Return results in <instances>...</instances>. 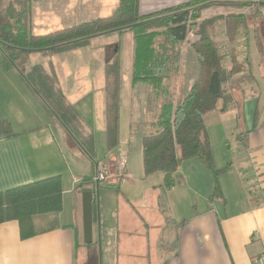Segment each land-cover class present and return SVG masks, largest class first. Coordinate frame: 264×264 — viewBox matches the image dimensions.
<instances>
[{
  "label": "crops",
  "instance_id": "crops-1",
  "mask_svg": "<svg viewBox=\"0 0 264 264\" xmlns=\"http://www.w3.org/2000/svg\"><path fill=\"white\" fill-rule=\"evenodd\" d=\"M34 1L35 5L26 2L25 8L28 9L30 29H36L35 33L111 15L119 4V0ZM187 1L138 0V12L141 15L159 13ZM255 6L260 12L255 21L247 15L252 5L247 9L245 6L213 5L201 12L203 18L240 13L247 21L250 19L249 24L238 28L232 44L227 42L225 19L211 29L212 38L218 44H224L220 47L224 49L225 62L228 60V48L232 46L247 61L244 71L234 74L226 85L233 97L232 103L225 111L215 110L204 118L215 162L223 156L224 145L229 151L231 147L235 150L230 153L229 168L220 176L224 202L220 198L208 200L213 189L212 175V180L203 184L189 172L190 167L185 169L189 176L181 171L183 164H188L185 165L187 168L191 163L200 167L194 159L198 157L186 159L179 165L175 173V182L183 173L179 187L175 183L170 189H165L162 186L163 172L147 177L141 174V151H132L129 142L133 134L140 136L142 132H149L153 114L147 108L149 85L144 81L132 83L131 73L119 90L118 144L111 150L107 148L109 152L103 156L107 159L97 158V142H101L103 135L105 137L103 66L116 52L117 46L119 61L126 48L132 66L131 32L100 35L85 46L53 54L40 52L39 61L45 67L50 65L66 99L92 130L94 161H107L118 153L126 157V176L115 183L105 182L93 195L95 208L92 209L90 246L100 252V262L251 264L253 256L264 254V5L257 2ZM195 38L196 35L189 36L187 41ZM181 58L183 69L179 68V71L183 73L178 74V71L177 77L165 80L173 92L174 102L185 97L199 73L198 62L193 61L189 68L185 67L184 57ZM57 61H60V67ZM245 74L247 79L241 81L239 78ZM234 81L240 82L236 86L230 84ZM5 89L18 96L12 105V111L15 110L18 116L14 118V124L13 118L4 112L8 99L4 105L0 102V117L11 125L10 133L0 134V191L60 175L62 206L58 212L42 215L45 217L40 219L50 220V224L36 229V233L27 238L20 237L16 220L1 222L0 264H76L77 246L84 242L79 194L92 189L84 186L82 180L88 178L87 183L92 185L96 163L83 153L17 69L3 68L0 63V92ZM236 90L242 93L237 100L233 94ZM229 139L233 140L232 143ZM234 168L235 175L230 173ZM138 180L141 183L137 186L142 193L135 198L104 191V188L120 191L123 182L136 183ZM197 187L201 189L199 192ZM147 190L153 197L144 194ZM188 192L201 198L199 207L189 215L187 211L191 201ZM177 205L180 210L184 208V214L172 212Z\"/></svg>",
  "mask_w": 264,
  "mask_h": 264
},
{
  "label": "trees",
  "instance_id": "trees-1",
  "mask_svg": "<svg viewBox=\"0 0 264 264\" xmlns=\"http://www.w3.org/2000/svg\"><path fill=\"white\" fill-rule=\"evenodd\" d=\"M257 2L264 4V0ZM257 2L188 0L159 13L141 15L138 12V0H119L116 11L111 15L45 33L31 32L27 8L24 7L22 12L15 15H8V8L0 13V63L3 68L17 69L47 110L60 121L83 153L94 161L92 130L66 99L50 65L45 67L34 64L26 71L25 65L33 51L53 54L85 46L92 38L100 35L131 32V81H144L149 85L147 108L153 114L149 124L150 132L140 135L142 174L147 176L153 172H163L162 186L170 189L175 184V173L179 165L186 159L198 157L216 178L213 179L209 199L215 197L224 202L217 175L226 171L229 163L220 168L215 167L204 118L212 111H225L232 103L233 97L226 88L227 81L234 74L244 71L247 61L240 60L233 50H229L225 62L220 53L221 47L212 38L210 30L221 19H225L227 42L232 44L238 28L245 25L247 18L240 13L201 18L200 12L213 5L241 7L249 4L255 6ZM192 33L196 34V38L188 42L196 55L199 73L185 97L180 102H174L173 92L165 80L179 71L180 44L187 42ZM119 90L120 61L117 46L116 52L108 57L103 66L105 140L109 150L118 144ZM10 132V122L0 118V134ZM88 181L85 178L82 184ZM90 190L93 192V186ZM93 202L92 196V209ZM61 206V176H49L0 191V223L16 220L20 237L27 238L36 233L33 224L35 216L58 212Z\"/></svg>",
  "mask_w": 264,
  "mask_h": 264
},
{
  "label": "rangeland",
  "instance_id": "rangeland-1",
  "mask_svg": "<svg viewBox=\"0 0 264 264\" xmlns=\"http://www.w3.org/2000/svg\"><path fill=\"white\" fill-rule=\"evenodd\" d=\"M26 2L29 5L30 4L31 5H35V1L34 0H25V1L23 0V2L20 1V0H0V13L5 12L6 9H8V8H10L9 9L10 13L8 15H15L17 13H20V12L23 11L24 7L26 6ZM262 5H264V4H262ZM244 6L247 9V7L248 8L251 7V4L244 5ZM27 7H29V6L27 5ZM255 7L256 6H253V8L251 7V9L249 10V12L247 14L248 17H253L252 20H254V21H255V18L257 16V14L260 13V12H257V9L258 8H255ZM201 12H200V17L203 18ZM249 22H250V19H249V21H246L245 26L247 24H249ZM255 26H256V31H258V28H257L258 27V24H256ZM35 30L34 29H31V32L32 33H35L36 32ZM39 30H45V29H39ZM210 32H211V30H210ZM192 35H196V34L192 33ZM125 45H126V43H125ZM222 45H224V44H222ZM222 45L219 44V46H222ZM225 46H227V45L225 44ZM180 48H181V57H184V61L186 63L185 67H189L190 68L192 66L193 61H194V63L197 62L195 53L192 50V48L190 47L188 41L187 42H182L180 44ZM242 49L244 50L243 47H242ZM229 50H233L236 54H239L238 55V58L240 57V60H242V61L244 60V57H242V55L238 51H236L233 46H232V48H230V47L228 48V52H229ZM223 52H224V49L220 48V53L222 54ZM128 54H129V50L126 49V48H124L123 54H122L121 59H120V86L121 85H124V81H125L127 75H129L131 73L132 66L129 64ZM39 55H40V52L39 51H33V52H31V55H30L29 59L27 60L26 65H25V67H26L25 71L27 70V68H29L33 64H37V63L38 64L39 63L42 64L41 61H39ZM0 57H1V55H0ZM181 60H182V58H181ZM57 66L60 67V61H57ZM182 69H183V66H181V64H180V70H182ZM182 73H183V71H179L178 74H182ZM175 77H177V76L175 75L172 78H175ZM239 79H241V81L243 79H247V75L245 74V75H243ZM228 81H227V83H228ZM238 82H240V81L230 82V84H233L234 86H236V84ZM233 94H234V98L236 100L239 99V97L242 96V93L240 91H237V90ZM16 98H18V96L16 95V93L14 91L6 90L5 89V91L0 92V102H1V104L4 105V102L6 101V99H8V101H9V104H7V103L5 104V110H4V112L6 111L7 114H9V116L11 118H13L14 124L16 122L15 121L16 119H14V118H16L18 116V114L14 112L15 110L12 111V105L15 102L14 100H17ZM140 129H142V128H140ZM141 134H144V132H142ZM140 139H141V136H134V134H133V138H131L130 139V142H129V148L132 151L133 150L136 151V152L138 151V153H139V149H140V146H141ZM232 141H233L232 139H229V142L230 143H232ZM97 150L99 151V153L96 152L97 158H104L103 156L106 157L107 156L106 154L109 152L108 149H107L106 143H105V137H104V135L102 136L101 142L100 143L97 142ZM231 151L234 152L235 150L232 149V147H231L230 148V151H229V149L224 145V148L222 149L223 156L221 157L220 161L217 160V162H215L216 160L213 157V163H214V165H215L216 168H220V167L225 166L228 163H230L229 156H231V154H230V153H232ZM133 153L135 154V152H133ZM212 153H213V150H212ZM217 154H219V151H217ZM115 156H116V154L113 155L110 160H112ZM108 157H110V155ZM104 159H107V158H104ZM194 159L199 163L200 167L199 166H196V165H193L191 163L190 166H188V168H187L185 165H188V164H183L184 166H182L181 171L182 172L184 171V173H188V176H189V172L192 173L193 176L196 177L198 179V181L200 179L203 184L207 183V180H209V179L212 180V178H210L211 175L213 176V179H214L213 173L211 171L210 172L207 171L203 167V165L200 163V161L198 160V158H194ZM110 160H107V161L109 162ZM241 165H243V163H241ZM189 167H190V169H189ZM114 168L115 167L112 166V168L110 169V172L111 173L113 172V174H112V176L109 179H105L106 182L115 183V182H118L122 178L121 177V178L117 179L118 174L114 173L116 171ZM185 169H189V172L188 171L185 172ZM235 169L236 168H234L232 170V172H230V173H232L233 175H235V172H234ZM124 172H125V170H124ZM140 173H141V171H139V175H140ZM160 173H161V171H157V172H153L151 174L160 175ZM151 174H149V175H151ZM182 174H180V175L183 176ZM222 174H223V172L220 173L219 176L217 175L218 182L220 181V179H221L220 176ZM180 175L176 178V182H175L178 187L181 185L180 182L183 180V177H181ZM145 177H147V176H145ZM123 178H124V176H123ZM155 178H156V176L154 177V179ZM154 179H152V181ZM158 179H156V181ZM189 181H190V179H189ZM138 183H141L140 180H138L136 183H134V182H123L122 183V188H121V186L119 188L120 191H116V188H113V189L104 188L105 190L104 189H101L100 191H102V190H104V191H111L115 196H117V195H119L121 193H124V195H130V196H133V198H135L140 193H142V190H140L139 186H137ZM90 185H91L90 183H85L84 184V186H86V187H92V185L91 186ZM142 189H144L143 185H142ZM88 190H90V189H88ZM196 190H198V192H199V190H201V189H199V187H197ZM144 194L146 196H148V197H153V195H151V193H149L148 190ZM81 195H82V193L79 194L80 197H82ZM93 195H94V193L92 192V196ZM188 199L191 201V205L188 206L187 215H189L191 212H194L196 210V208L199 207V205L201 203V198L200 197H196V195H194L191 192H188ZM215 199H216L215 197L214 198H211V199H209V197H208V200H210V202L212 200H215ZM178 206L179 205H177L176 207H173L172 212H174V210H175L176 212L181 211L182 214H184V211H185L184 208H181V210H180ZM94 208H95V205L93 204V210H94ZM43 217H45V216L37 215V216L34 217L33 224H34L35 228L38 229V230H39V228L47 227L50 224L49 223L50 220L40 219V218H43ZM47 223H49V224H47ZM79 231L81 232V228L79 229ZM81 237H82V233L80 235V240H82ZM81 243H82V241L80 242V244ZM75 263L76 264H105L106 262L105 263H102V261L100 262V252L98 251V249L96 247H91L90 244H86V243L83 242L81 245H78L77 246V257H76V262Z\"/></svg>",
  "mask_w": 264,
  "mask_h": 264
},
{
  "label": "built area",
  "instance_id": "built-area-1",
  "mask_svg": "<svg viewBox=\"0 0 264 264\" xmlns=\"http://www.w3.org/2000/svg\"><path fill=\"white\" fill-rule=\"evenodd\" d=\"M190 37L192 34L189 35ZM126 164V157L123 154H116V156L108 161H100L96 164L94 173L92 175V186L93 193L97 191V189L102 186L106 181L105 179H109L113 172H110V169L115 167L116 170L114 173L118 174L117 179L126 176L124 172ZM251 264H264V254L255 255L251 259Z\"/></svg>",
  "mask_w": 264,
  "mask_h": 264
},
{
  "label": "water",
  "instance_id": "water-1",
  "mask_svg": "<svg viewBox=\"0 0 264 264\" xmlns=\"http://www.w3.org/2000/svg\"><path fill=\"white\" fill-rule=\"evenodd\" d=\"M81 196L83 240L84 243L90 244L92 241V191L84 190Z\"/></svg>",
  "mask_w": 264,
  "mask_h": 264
}]
</instances>
